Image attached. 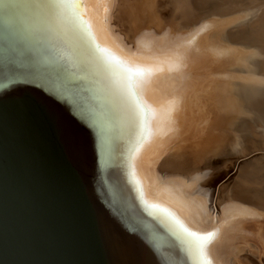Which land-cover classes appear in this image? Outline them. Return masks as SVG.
<instances>
[{"label": "bare ground", "instance_id": "1", "mask_svg": "<svg viewBox=\"0 0 264 264\" xmlns=\"http://www.w3.org/2000/svg\"><path fill=\"white\" fill-rule=\"evenodd\" d=\"M5 1L31 39L29 43L24 37L30 56L51 79L65 81L67 93L78 97L76 100L88 115L97 118L99 114L106 123L115 151V165L110 173L119 177L123 194L159 232L160 237L152 243L156 260L160 264H193L170 213L201 236L215 233L206 249L212 264H264V217L216 201L217 204L210 203V208L208 202L205 204L193 195L194 187L186 188L181 182V177L189 174V164L201 161L202 156L217 149L219 140L221 144L226 139L222 128L217 129L219 135L212 122L221 124L219 117L224 115L228 102L215 99L212 88L216 82L212 87L208 84L210 91L205 84L230 68L219 52L204 47V20L200 18L198 30L185 35L174 31V17H163L159 0H111L107 14L104 5L86 0L84 18L92 25L95 45L109 49L121 59L138 53L135 59L139 64L157 69L143 94L150 109L148 128L152 135L137 150L143 126L130 119V98L126 102L121 94L119 73L100 58L91 38L86 34L77 38L71 20L48 14L46 0ZM219 62L225 64L223 69ZM59 69L77 80L72 83L74 89L69 87L68 79L57 73ZM217 77L224 79L226 74L224 78ZM201 83L206 90L199 86ZM198 86L203 94L206 91V99L193 96ZM203 94L200 95L204 97ZM250 112V118L264 128V106ZM219 151L211 155H218ZM198 189L197 186L196 192ZM261 204L264 206V202Z\"/></svg>", "mask_w": 264, "mask_h": 264}, {"label": "water", "instance_id": "2", "mask_svg": "<svg viewBox=\"0 0 264 264\" xmlns=\"http://www.w3.org/2000/svg\"><path fill=\"white\" fill-rule=\"evenodd\" d=\"M24 37L0 0V264H160L159 232L110 173L106 123L47 76Z\"/></svg>", "mask_w": 264, "mask_h": 264}, {"label": "rangeland", "instance_id": "3", "mask_svg": "<svg viewBox=\"0 0 264 264\" xmlns=\"http://www.w3.org/2000/svg\"><path fill=\"white\" fill-rule=\"evenodd\" d=\"M159 3L162 4L161 13L164 18L170 20L174 17L173 28L176 33L188 35L198 30L202 18L207 25L201 35L204 47L215 53L219 52V57L230 68L222 71L224 77L226 74L225 78L216 72L225 80L217 75V80L212 79L213 82L210 80L205 84L208 89L209 85L212 87L213 83H217L212 88L215 99H225L228 102L227 110L219 117L221 124L215 120L212 122L213 129L222 128L225 143L220 144L219 140L216 143L217 149L215 147L211 151L215 154L221 148L218 155L212 156L208 152V156L211 155L209 158L204 155L207 160L202 156L204 160L201 158V161L189 164V174L183 175L181 182L186 188L194 187L193 195H198V199L205 204L208 202L207 206L210 208L214 203L222 206L227 204L262 218L264 128L250 118V111L264 106V56H261L264 48V0H159ZM224 65L218 68L223 69ZM204 83L199 85H203L202 89ZM198 88L192 93L199 97L195 99H206V91L203 94L201 87ZM197 186L199 192H196Z\"/></svg>", "mask_w": 264, "mask_h": 264}, {"label": "snow or ice", "instance_id": "4", "mask_svg": "<svg viewBox=\"0 0 264 264\" xmlns=\"http://www.w3.org/2000/svg\"><path fill=\"white\" fill-rule=\"evenodd\" d=\"M98 5H104L105 14L108 13L107 5L111 0H95ZM85 5L86 0H46L44 6L48 14L53 17H63L71 20L73 24L72 31L77 38H81L84 34L91 38L95 45V36L92 32V25L85 20ZM106 19V16H105ZM182 39V38H181ZM96 51L100 54V58L105 64L116 69L119 73V81L121 84V94L125 97L127 103L130 119L135 124L137 121L141 123L144 133L140 138L137 150L145 142H147L152 133L148 128L149 107L143 100V94L146 86L151 82V78L157 69L150 65H141L135 59L138 53H131L126 58H118L109 49L95 45ZM179 66L178 64L176 65ZM174 105V102H172ZM174 110V108H173ZM171 115V112L167 113ZM152 207H156L152 205ZM166 212V209H160ZM174 225L176 226L177 234L180 236L182 242L186 245V251L192 256L193 264H212L209 259L206 249L210 238L215 235L214 232H209L204 236L199 235L194 231H190L180 221L168 214Z\"/></svg>", "mask_w": 264, "mask_h": 264}]
</instances>
